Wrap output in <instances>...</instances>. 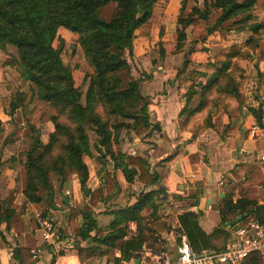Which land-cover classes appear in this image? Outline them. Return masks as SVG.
I'll use <instances>...</instances> for the list:
<instances>
[{"label": "trees", "instance_id": "16d2710c", "mask_svg": "<svg viewBox=\"0 0 264 264\" xmlns=\"http://www.w3.org/2000/svg\"><path fill=\"white\" fill-rule=\"evenodd\" d=\"M260 0H202L203 10L193 8L183 18L185 0L181 1L177 17L176 42L170 46V52L160 45L159 56L180 53L186 39L188 27L197 21L208 24L213 12H219L214 23L206 27L203 41L219 29L228 32L249 31L243 48H231L225 59L215 65V72L206 79V83L191 84L185 90L184 106L179 114V124L189 128L193 137L214 126L213 119L222 110L229 120L242 116L244 98L242 89L244 76L242 63L252 58L260 48L264 38V21H256L254 11ZM159 0H0V51L11 46L16 51L13 59L19 77L36 90L38 100L52 106L56 115L50 118L53 131L46 142L41 141L39 131L32 130L28 150L24 153V189L21 194L26 203L41 204L52 209L54 205L53 177L59 186L74 175L79 191L87 201L82 224L76 226L74 211L68 216L71 233L82 240H89L90 232L97 228L95 219L89 214L98 203L107 202L119 192L115 172L122 173L126 182L135 179L145 186H153L158 176L151 172L150 165L143 155L116 153L114 148L124 131L143 141L159 130V125L151 122L147 99L139 92L142 77L134 79L125 54L133 55V41L137 36L148 34L150 20ZM115 5L116 13L110 19L103 18L101 10ZM225 25V27H224ZM63 29L76 37L85 63L93 72L87 77L88 85L81 103V93L75 86L72 70L62 61L61 54L65 41L58 36ZM197 42V41H196ZM195 42V43H196ZM56 43V45H55ZM191 51V50H190ZM190 51L185 55L184 67L189 62ZM184 70V69H183ZM183 70L178 71L176 80L182 88ZM145 78V77H144ZM148 78V77H146ZM25 96L21 93L10 104L11 114L22 107ZM260 125V111L252 110ZM0 121V134L2 133ZM94 136L91 140L88 132ZM92 150L97 159L108 168L102 179L101 187L91 191L87 187L89 179L85 158ZM23 156V155H22ZM2 164L0 163V167ZM163 193V188L157 190ZM153 191L147 194L144 202H138L129 209L118 211L110 225L113 230L107 237L113 244L125 236V227L129 222L137 224L136 235L129 237L121 245L122 258L128 260L126 252L137 254L143 244H155L152 231L161 224L171 230L170 221L143 224L139 212L146 204H151ZM197 201V196H189ZM23 206L19 213H24ZM17 213L9 207L8 199L0 197V249L7 243L6 235ZM221 223L210 234L199 226L200 212H184L178 216L181 232L186 236L190 248L195 253L216 250L214 240L221 237L226 241L228 216L238 217L254 215L255 220L264 225V205L246 199L236 203L226 202L221 209ZM244 218V219H246ZM127 255V256H126ZM17 264H35L34 255L26 249L14 251ZM81 264L92 260L91 249H80Z\"/></svg>", "mask_w": 264, "mask_h": 264}, {"label": "crops", "instance_id": "0c3cea01", "mask_svg": "<svg viewBox=\"0 0 264 264\" xmlns=\"http://www.w3.org/2000/svg\"><path fill=\"white\" fill-rule=\"evenodd\" d=\"M168 12L169 5L165 7L167 23ZM63 31L60 29L58 33ZM175 31V25L167 26L160 42H175ZM152 36L158 40V31L151 32L149 38L135 39L140 44L138 49L133 47V58L142 62L144 76H141L139 92L147 99L151 122L159 125V130L153 131L143 141L132 134L126 138L123 132L114 150L132 156L144 154L151 167L150 171L158 176V182L153 186H145L136 179L128 183L119 170L115 172L120 190L107 202L98 203L89 211L97 224V228L90 232L89 240H82L72 234L67 222L71 209H75L78 226L82 224L83 213L87 212L84 208L88 200L80 193L75 177L71 186L66 183L59 187L54 185L55 207L52 209L46 208L44 203H26L21 194L23 183L11 206L17 214L9 231L4 233L7 243L0 249V264H17L14 256L16 249L30 251L34 255L35 264H81L79 250L86 248L91 249L93 254L92 260L86 261V264H136V261L139 264H155V258L160 255L174 260L178 238L172 229L167 231L161 224H157L152 231L155 244H143L138 254L126 252L131 256L128 260L122 258L120 247L129 237L136 235L137 224L129 222L126 225L122 240L113 244L107 239L113 231L110 225L116 212L129 209L139 201L144 202V197L152 191L151 204H146L139 212L144 225L160 220L162 223L170 221L172 227L182 213L200 212L199 226L206 234L220 226V211L226 202L236 203L246 199L264 205V49H257L244 66L246 71L248 68L249 79H246L242 91V116L229 120L221 110L213 119L212 128L192 138V132L189 128L181 127L178 119L185 103L183 94L191 81L184 80L181 88L178 80H174L177 74L174 67L176 56L159 58V63L146 59L153 45ZM227 44L223 33L214 32L207 40L199 43L203 51L193 52L189 61L200 63L207 58L212 59L215 50H224ZM195 70L206 72L198 67ZM214 72L213 68L210 74ZM210 76L204 78L199 75L198 82L204 85ZM252 110L260 111L262 124L257 123ZM127 146L129 151L125 152ZM85 163L89 172L87 187L95 191L101 187L102 177L108 168H104L97 158L88 160L86 157ZM158 188H163V193L158 192ZM194 195L197 201L188 198ZM23 206L25 209L22 214L19 212ZM44 214L52 217L59 230V244L51 245L42 239L38 219ZM238 217H243V222L246 215ZM238 217H227L225 229L229 231V237L226 241L221 237L216 238V250L223 251L233 239V231L241 222L230 229L228 226ZM246 219L255 220V217L251 215ZM242 264H264V257L256 253Z\"/></svg>", "mask_w": 264, "mask_h": 264}, {"label": "rangeland", "instance_id": "374dc122", "mask_svg": "<svg viewBox=\"0 0 264 264\" xmlns=\"http://www.w3.org/2000/svg\"><path fill=\"white\" fill-rule=\"evenodd\" d=\"M182 0H159L156 5L153 19L151 20L149 27L144 29V32H148L146 38L150 37L151 32L158 31L159 38L156 40V37L152 36V48L148 51L146 59L148 61L158 62L157 59L160 58L159 51L160 45L163 42H160L161 38L164 35L165 28L167 26L175 25L177 30V17L179 15L181 2ZM169 5L168 19L169 22H166V13L165 7ZM198 8L203 10L202 0H185L184 11L182 12V17L185 18L193 8ZM116 13L115 5H109L101 10L100 15L105 19H110ZM219 12H213L210 16V23L204 24L199 21L194 25H191L185 31L186 39L180 48L181 52H175L176 56L174 61V67L176 72L183 70L181 73V78L183 80L189 79L191 84L199 83V75L209 77L210 71L213 70L215 65H219V62H222L225 59V55L232 48H243L244 39L248 37L249 31L242 32H228L223 29H219L216 32L223 33L224 41L227 42V46L224 50L217 48L213 54L212 59H206L203 62H187V65L184 67L185 55L190 51V55L193 52H202L198 46L199 43L204 42L202 36L204 35V30L206 27L214 23L215 19L218 17ZM256 16V21H264V0H260L254 11ZM225 27V25H224ZM176 31H175V42H176ZM238 34V35H237ZM59 38L65 41L63 51L61 54L62 61L65 65H68L72 70V75L74 79L75 86L78 87L82 97L81 103L84 104V97L88 85L87 77L92 74V69L90 66L85 63L83 54L78 47L76 42V37L70 34L67 31L58 33ZM145 38L144 36H137L136 38ZM197 41V42H196ZM264 38L261 41L260 47L264 49ZM175 42L164 43L162 49L166 52H170V46L175 44ZM196 42V43H195ZM139 40L133 43V47L136 49L139 48ZM56 45V43H55ZM198 47V48H197ZM187 53V54H186ZM132 57H129L125 54L126 60L128 61L131 68V75L134 79H138L143 75L142 71V62L136 61ZM16 57V51L13 47L7 46L5 51H0V121L2 122V133L0 134V197L1 199L9 200V207L13 206V201L15 199V194L20 192L21 187L25 181L24 169L22 167V162L24 161V153L28 150L32 130L35 129L40 133V139L43 142H46L47 136L53 131V126L50 123V118L56 115L55 109L47 103H44L38 100L36 96V90L32 88L28 83H25L19 77L18 70L14 64L13 59ZM163 59V58H160ZM247 61L242 63V69L244 71L243 76L244 80L249 79L248 68L245 70V64ZM159 63V62H158ZM154 63H152L153 65ZM198 67L205 70L206 72H197L195 70ZM215 70V68H214ZM176 80V77L174 78ZM244 81V84H245ZM243 84V89H244ZM188 86V87H189ZM188 89V88H187ZM242 89V91H243ZM186 90V89H185ZM23 94L25 100L22 103V107L16 112H10V104L14 99ZM221 111V110H220ZM219 111V112H220ZM219 114V113H218ZM124 132V131H123ZM122 132V133H123ZM125 133V132H124ZM91 144L94 141L93 134L88 132ZM128 138V135L126 136ZM121 151L120 149H117ZM129 151L127 146L125 152ZM23 155V156H22ZM96 152L92 150L91 156L88 157V160H96ZM67 185H73L74 175L67 177ZM53 186L59 187V182L56 177L52 179ZM13 186V188H12ZM22 208V207H21ZM75 211V209H71ZM70 210V211H71ZM75 215V212H74ZM76 221V226H78Z\"/></svg>", "mask_w": 264, "mask_h": 264}, {"label": "built area", "instance_id": "2783aa9c", "mask_svg": "<svg viewBox=\"0 0 264 264\" xmlns=\"http://www.w3.org/2000/svg\"><path fill=\"white\" fill-rule=\"evenodd\" d=\"M42 239L51 245L61 242V234L50 215L44 214L38 219ZM172 230L178 238L174 260L164 256L155 258V264H242L253 254L264 257V226L254 219H245L233 231V239L223 251L205 250L195 253L191 250L186 236L181 232L178 222Z\"/></svg>", "mask_w": 264, "mask_h": 264}, {"label": "water", "instance_id": "95a60500", "mask_svg": "<svg viewBox=\"0 0 264 264\" xmlns=\"http://www.w3.org/2000/svg\"><path fill=\"white\" fill-rule=\"evenodd\" d=\"M242 219H243V217H238V218H236L234 222H231V223H230V225L228 226V229H230V228H231L232 226H234L236 223L241 222ZM136 264H139V261H136Z\"/></svg>", "mask_w": 264, "mask_h": 264}]
</instances>
